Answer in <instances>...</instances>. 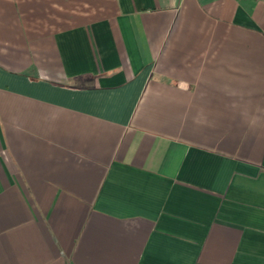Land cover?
<instances>
[{"label":"crops","instance_id":"1","mask_svg":"<svg viewBox=\"0 0 264 264\" xmlns=\"http://www.w3.org/2000/svg\"><path fill=\"white\" fill-rule=\"evenodd\" d=\"M0 264H264V0H0Z\"/></svg>","mask_w":264,"mask_h":264}]
</instances>
